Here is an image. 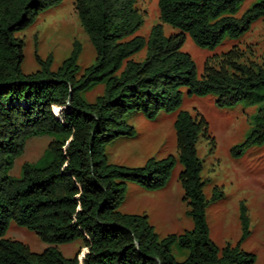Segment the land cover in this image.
I'll use <instances>...</instances> for the list:
<instances>
[{"label":"trees","instance_id":"trees-1","mask_svg":"<svg viewBox=\"0 0 264 264\" xmlns=\"http://www.w3.org/2000/svg\"><path fill=\"white\" fill-rule=\"evenodd\" d=\"M59 1L0 0V264H253L254 254L239 243L219 249L209 238L202 162L195 149L199 135L207 133L202 116L177 113V157L149 158L129 167L109 163L104 146L133 134L123 120L127 112L153 118L160 110L179 108L183 86L188 95L215 94L219 106L258 104L244 141L231 153L239 156L263 144L264 63L240 61V52L231 49L209 58L198 78L181 46L185 35L206 48L239 36L264 17V0L240 17L234 14L243 0H157L160 21L180 30L168 37L161 23L151 26L146 37L133 35L142 23L137 0H74L96 53L94 62L76 76L81 47L75 42L55 71L48 57L39 60V70L24 74L23 43L15 33ZM141 50L144 57L134 60ZM97 83L104 84L103 93L87 102L82 93ZM41 135L51 137L41 157L24 162L21 177L10 175L27 140ZM177 161L183 166L179 180L193 227L159 239L146 214L122 213L118 207L127 182L160 189ZM239 217L242 240L249 234L243 204ZM11 219L49 244L79 238L86 249L80 259V251L65 257L51 245L31 252L26 244L2 237ZM173 251H185L184 258L177 260Z\"/></svg>","mask_w":264,"mask_h":264},{"label":"rangeland","instance_id":"rangeland-1","mask_svg":"<svg viewBox=\"0 0 264 264\" xmlns=\"http://www.w3.org/2000/svg\"><path fill=\"white\" fill-rule=\"evenodd\" d=\"M258 0H243L234 14L240 17ZM136 7L142 16L141 25L133 35L147 36L151 26L161 23L162 33L168 37L180 30L163 23L159 18L157 0H137ZM15 35L22 40L23 61L21 70L31 74L40 68L39 60L51 57V70L55 71L66 59L75 42L81 50L77 58L79 77L95 59L93 45L77 16L74 0H60L57 4L40 11L33 22ZM132 35V36H133ZM236 49L241 60L264 63V17L253 21L250 28L235 38L225 37L214 48L200 47L189 35H185L181 50L190 55L198 78L204 73L206 61ZM144 50L134 54V60L144 57ZM104 91V84L97 83L82 93L87 102H93ZM181 104L174 111L160 110L153 118L142 112L129 111L124 122L133 128L131 136L121 135L104 146L109 163L138 167L149 158L161 159L168 155L177 157V135L174 127L180 110L191 116H202L207 122L206 136L200 134L195 149L202 162L201 179L204 197L208 201L205 216L209 238L222 249L227 244L255 256L253 264H264V143L253 145L241 155L231 153L235 145L242 143L252 126L258 104L238 102L231 106H219L217 96L188 95L187 87L180 88ZM51 137H30L23 152L14 160L10 175L21 177V165L34 162L46 150ZM213 140V141H212ZM183 166L177 161L166 184L157 190H147L134 182L126 183L124 198L118 210L129 214H146L159 239L168 234H179L193 227L187 213L189 205L184 200V191L179 180ZM219 196L213 199V194ZM246 207L249 234L241 240L242 224L240 206ZM3 238L20 241L31 252L41 253L48 246H55L65 257H73L78 251L80 259L86 249L82 239L67 243L49 244L33 230L9 221ZM177 260H182L185 251H173Z\"/></svg>","mask_w":264,"mask_h":264}]
</instances>
